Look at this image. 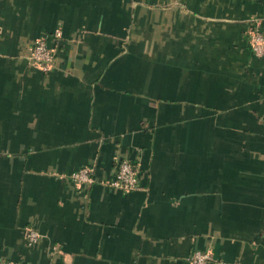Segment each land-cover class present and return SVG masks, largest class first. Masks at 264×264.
Listing matches in <instances>:
<instances>
[{
  "label": "crops",
  "instance_id": "crops-1",
  "mask_svg": "<svg viewBox=\"0 0 264 264\" xmlns=\"http://www.w3.org/2000/svg\"><path fill=\"white\" fill-rule=\"evenodd\" d=\"M254 27L264 0H0V264H264ZM120 158L136 188L104 182Z\"/></svg>",
  "mask_w": 264,
  "mask_h": 264
},
{
  "label": "built area",
  "instance_id": "built-area-1",
  "mask_svg": "<svg viewBox=\"0 0 264 264\" xmlns=\"http://www.w3.org/2000/svg\"><path fill=\"white\" fill-rule=\"evenodd\" d=\"M249 44L252 51L257 55H264V32L259 28H252L248 32ZM62 31L60 27L54 28L52 37L54 44H48L43 37L34 39L29 48L28 58L30 62L38 67L47 69L54 61L57 41L60 39ZM69 177L78 184H90L93 182V167L90 165L81 166L72 171ZM105 183L123 190H129L138 186V166L127 158H120L113 177L104 180ZM24 236L28 243L36 242L39 237V231L33 226H26ZM191 264H209L212 256L209 250H194L189 256ZM1 264H17L13 261H5Z\"/></svg>",
  "mask_w": 264,
  "mask_h": 264
},
{
  "label": "trees",
  "instance_id": "trees-1",
  "mask_svg": "<svg viewBox=\"0 0 264 264\" xmlns=\"http://www.w3.org/2000/svg\"><path fill=\"white\" fill-rule=\"evenodd\" d=\"M251 29H252V28H251ZM33 41H34V40H33ZM31 44H32V43H31ZM31 44H30V45H31ZM30 45H29V48H30ZM31 226H32V225H31ZM189 261H190V260H189ZM4 262H5V261H4ZM190 263H191V262H190Z\"/></svg>",
  "mask_w": 264,
  "mask_h": 264
}]
</instances>
